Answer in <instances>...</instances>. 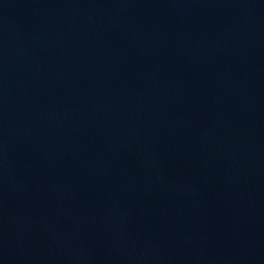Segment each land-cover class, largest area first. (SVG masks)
<instances>
[{
  "label": "water",
  "instance_id": "1",
  "mask_svg": "<svg viewBox=\"0 0 264 264\" xmlns=\"http://www.w3.org/2000/svg\"><path fill=\"white\" fill-rule=\"evenodd\" d=\"M0 264H264V0H0Z\"/></svg>",
  "mask_w": 264,
  "mask_h": 264
}]
</instances>
